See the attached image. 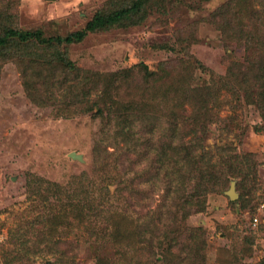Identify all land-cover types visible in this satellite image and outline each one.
<instances>
[{
	"label": "rangeland",
	"instance_id": "1",
	"mask_svg": "<svg viewBox=\"0 0 264 264\" xmlns=\"http://www.w3.org/2000/svg\"><path fill=\"white\" fill-rule=\"evenodd\" d=\"M229 1L163 0L164 10L148 6L143 13L129 15L124 25L89 33L81 42L62 47L69 59L82 68L103 73L125 71L136 84L134 92L147 89V94L172 98L180 112L179 120L188 110L195 112L192 96L210 92L209 130L199 143L207 151L205 161L209 162L202 176L213 192L193 199L185 192L178 193L173 202L164 198L168 187L165 182L173 177L171 169H162L155 178L151 175L147 184L144 179L136 181L135 170L128 165L119 175L116 169L96 161L98 122L90 115L77 117L62 111V102L67 105L72 100L58 88L55 79L42 90L49 88L45 97L52 99L47 103L34 100L24 85L25 64L0 61V264H5L3 252L14 245L13 230L39 216L38 220H49V225L44 222L39 233L29 238L31 247L38 242L47 250L50 244L57 243L63 252L54 247L50 254L51 250L43 251L36 255L34 264H54L55 252L64 257L69 253L71 264H97V259L111 261L110 264H161L156 244L154 248L141 244V228L167 230L164 222L168 216L164 213L177 215L181 208L185 221L180 222L181 214L172 225L186 224L205 233L207 264H264V115L255 104L242 105L244 93L230 97L221 88L229 73L235 75L236 65L257 61L262 49L254 48L241 30H236L238 39L232 40L231 30L224 27L223 31L222 22L213 21L219 7ZM0 4L15 27L66 37L83 30L96 13L128 6L132 0H0ZM232 6L242 16L252 13L264 19V0H232L231 9ZM238 23L241 21L232 20L228 27L234 30ZM249 23L251 28H260L254 20ZM36 73H26L30 84ZM197 130L189 129L188 138L194 137ZM114 148L107 146L109 152ZM77 179H87L91 184L106 181L112 195L110 204L119 207L116 210L108 206V213L94 216L95 230L84 218L85 211L76 210L78 205L63 210L62 200L48 196L49 201L42 202L28 190L30 181L56 182L68 189ZM232 182L235 198L228 195ZM141 186L149 190L152 187L155 203L150 213L131 201L133 192L140 191ZM160 205L165 206L159 208ZM159 213L161 222L154 217ZM64 214H68L67 219L58 222ZM152 218L156 223H150ZM91 222L94 226L93 217ZM109 223L115 235L104 239L101 231ZM137 224L140 227L136 228ZM123 235L138 252L127 248V243L119 246L126 240ZM189 243L192 248L201 246L184 239L176 264L195 263L189 248H185ZM184 248L187 252L182 258L186 261L179 258Z\"/></svg>",
	"mask_w": 264,
	"mask_h": 264
},
{
	"label": "trees",
	"instance_id": "2",
	"mask_svg": "<svg viewBox=\"0 0 264 264\" xmlns=\"http://www.w3.org/2000/svg\"><path fill=\"white\" fill-rule=\"evenodd\" d=\"M153 5L164 10L163 0H132V4L128 6L96 13L83 30L61 37L47 36L40 29L23 30L15 27L11 17L3 14L4 10L0 4V61L13 60L17 64L20 63L19 65L25 64L22 70L26 79L24 85L28 95L35 98L34 100L39 98L41 103H47L48 100H51L52 98L47 99L45 97V92L49 88L45 91L42 90L46 86H50L51 79H55L54 82L59 83L58 88L64 89L72 100L67 105L65 101L62 102V111H68L69 115L77 117L90 115L93 120L98 122L95 132L94 158L96 161L101 162L107 168L116 169L114 171H118L119 175L123 172L122 168L128 165L135 170L136 181L139 182L140 180L141 183L144 179L147 184H150L148 177L151 175H154L155 178L162 169L166 171L171 169L173 170V177L172 180L165 182L168 187L164 190L166 191L164 198L173 202L178 198V193L185 192L189 198L193 199L202 194L213 192L208 187L209 184L204 182L202 176L204 170L209 168V162L205 161L207 151H203L202 144L200 146L202 137L206 136L209 130L208 121L210 117L207 113L209 108L207 103L210 101V92L205 94L198 92L194 97L192 96L196 113L188 110V114L184 113L181 116L184 119L179 120L180 112H177L178 108L173 104L172 98L168 96L162 98L160 94L154 92L147 94V89L146 92L144 90L139 93L134 92L132 89L136 87V84L132 81L129 73L127 77L125 71L103 73L82 68L70 60L62 49L65 45L81 42L89 33L116 27L122 23L125 24L130 19L128 18L129 15L143 13L148 6ZM231 5L232 0L219 7L213 15V21L216 24L222 22L223 31L224 27L230 29L232 40L238 39L236 30H241V35L248 39L254 48L261 47L262 50L257 61L251 64L249 61V64L236 65L234 67L235 75L232 76L229 73L221 88L225 93H229L230 97L236 98L239 93H244L246 97L242 101V105L246 107L255 104L261 114L264 115V19L257 18L252 13L242 16L239 9L234 6L231 9ZM232 20L241 21L233 28L234 30L228 27L231 26ZM253 20L255 23H260L261 29L258 26L250 27L249 22ZM244 27L250 28L242 29ZM37 68L41 73H36ZM27 72L36 73L32 76L33 84L29 83ZM70 81L73 83L71 84ZM121 88L125 92H121ZM190 119H192L191 122ZM193 128L198 130L194 131V137L188 138L190 135L188 131ZM196 134H199V137ZM107 146H115V148L109 152ZM104 159L106 160L104 161ZM218 185L217 182L215 185L218 187L217 190L219 189ZM147 187L142 189L141 186L140 191L135 190L131 196V201L134 200L135 205L150 213L155 199L151 194L153 192L152 187L150 190ZM28 190L42 202L45 200L48 202V196L62 200L64 202L63 210L78 205L76 210L85 211L84 218L86 221L88 220L87 222L91 228L93 227V230L96 226L94 216L104 211L108 213V206H113L119 210L118 206L110 204L111 190L108 183L102 179L92 184L87 179H80L72 182L68 189L56 182L39 181L35 183L30 181ZM164 206L160 205L159 208ZM179 213L177 215L171 214L170 211L164 213L168 216L166 218L168 222H164L167 223V230L160 229L158 231V228L149 230V227H142L141 235L144 240L141 244L152 248H154L152 245L156 244L161 259L160 263L176 264L174 260L178 256L184 239L190 242H199L200 247L192 248L189 243L185 248H189V251L192 250L188 253L191 260L192 257L195 258L193 264H207L208 258L204 253L205 233L201 229L189 227L186 224L176 223L172 225L173 220L178 222L175 219H179L183 213L182 208ZM74 214L73 216L76 217ZM64 217L67 219L68 214L62 215L58 222L65 220ZM92 217L94 226L91 222ZM154 217L158 222H161L159 221L160 213ZM40 218L39 216L36 220H25V223H21L22 225L13 230L17 239L15 238L12 248L3 252L5 264H34L36 255L42 254L43 251L48 252L53 247L60 250L61 253L63 252L57 243L50 244L52 247L48 246L45 250L41 244L36 242L37 245L32 248L33 245H31L32 242L29 241V238L39 233L44 222L49 225V220L47 222L43 219L38 220ZM181 218L182 221L180 222L183 223L186 215L182 214ZM151 222L156 223L153 218ZM110 224L101 231L104 239L106 237L113 238L115 235L114 226ZM83 225L85 223H82L81 227ZM86 227L90 228L89 225ZM138 227L140 226L137 224L136 228ZM127 237V235L122 236L126 240L119 242V246L127 243V248H132L138 252L129 243ZM114 242L116 241L114 240ZM184 249L182 254H179V258H182L183 253L187 252V249ZM52 252L54 251L51 250L48 254ZM9 254H13V256H9ZM54 254L52 255L55 257L54 264L73 263L69 259V253L65 257L62 254H56V252ZM16 255L18 256L16 257ZM180 260L186 261L188 259L182 258ZM96 263L110 264L111 261L105 262L97 259Z\"/></svg>",
	"mask_w": 264,
	"mask_h": 264
},
{
	"label": "water",
	"instance_id": "3",
	"mask_svg": "<svg viewBox=\"0 0 264 264\" xmlns=\"http://www.w3.org/2000/svg\"><path fill=\"white\" fill-rule=\"evenodd\" d=\"M71 156H73V157H77L76 154H72ZM228 195H229L231 198H235V197H237V194H236V192H235V182H232V183H231V188H230V190L228 191Z\"/></svg>",
	"mask_w": 264,
	"mask_h": 264
}]
</instances>
